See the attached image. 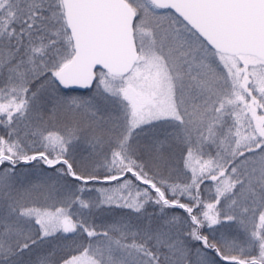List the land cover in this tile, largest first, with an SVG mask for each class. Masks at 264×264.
<instances>
[{"label": "snow or ice", "instance_id": "1", "mask_svg": "<svg viewBox=\"0 0 264 264\" xmlns=\"http://www.w3.org/2000/svg\"><path fill=\"white\" fill-rule=\"evenodd\" d=\"M0 264H264V0H0Z\"/></svg>", "mask_w": 264, "mask_h": 264}]
</instances>
